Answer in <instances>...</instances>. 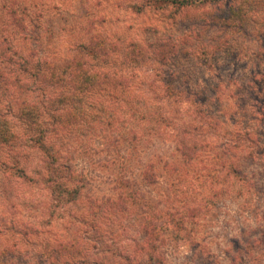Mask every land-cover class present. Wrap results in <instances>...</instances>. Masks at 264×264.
Here are the masks:
<instances>
[{
	"label": "rangeland",
	"instance_id": "obj_1",
	"mask_svg": "<svg viewBox=\"0 0 264 264\" xmlns=\"http://www.w3.org/2000/svg\"><path fill=\"white\" fill-rule=\"evenodd\" d=\"M142 2L0 0V49L16 60L69 62L98 36L119 54L84 120L47 136L76 173L59 196L27 114L46 86L23 90L2 67L0 123L16 139L0 145V264H264V12L228 28ZM158 40L177 56L127 64L131 42Z\"/></svg>",
	"mask_w": 264,
	"mask_h": 264
},
{
	"label": "trees",
	"instance_id": "obj_2",
	"mask_svg": "<svg viewBox=\"0 0 264 264\" xmlns=\"http://www.w3.org/2000/svg\"><path fill=\"white\" fill-rule=\"evenodd\" d=\"M131 7L138 13L150 7L173 19L180 16L184 20L191 18L195 21H205L208 26L220 24L223 27L234 28L247 25L254 13H263L264 0H143L141 4H134ZM13 14L14 20H19L18 23L23 25L24 20L17 19L16 12ZM115 45L102 36L94 37L89 44L79 46L77 54L71 61L62 64L49 61H19L8 56L11 46L0 49V60L3 61L0 63V81H10L8 80L9 74L2 69L9 64L14 67V85H20L21 89L26 90L24 81L29 80L38 86L45 85L57 94V96H52L51 93H46V88L40 89L36 106L27 113L30 125L38 126L35 129L36 137L34 136L33 139L37 146L52 158L47 163V170H49L47 182L51 184L57 196L62 193L61 186L68 185L64 182H69V184L75 182L73 177L76 173L69 167L56 166L59 158L56 154H50V147L46 144L47 136L52 132H59L60 129H67L69 126L82 122L87 115V110L82 106L86 97L100 93L103 87L108 88L110 84L115 83L116 74L111 73V68L108 69L107 65L111 59L119 56ZM177 53L178 46L171 40H158L150 43L133 41L128 45L124 58L128 65L141 67L152 60L162 63L169 62L177 56ZM165 85L166 94L170 98L177 99L179 92L172 81L166 80ZM48 103L53 107V111L48 107ZM26 107L28 106L21 107V112ZM44 116L52 119L45 130L42 128L45 124L38 125L34 122ZM9 124L5 121L0 123V145H10L16 139ZM71 192L67 193L71 196ZM63 247L62 250L65 251L75 246L74 243L73 245L66 243Z\"/></svg>",
	"mask_w": 264,
	"mask_h": 264
}]
</instances>
